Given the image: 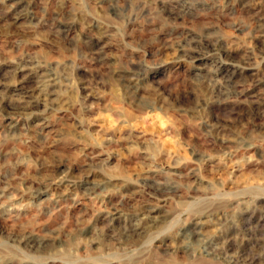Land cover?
Wrapping results in <instances>:
<instances>
[{"label": "rangeland", "instance_id": "1", "mask_svg": "<svg viewBox=\"0 0 264 264\" xmlns=\"http://www.w3.org/2000/svg\"><path fill=\"white\" fill-rule=\"evenodd\" d=\"M0 264H264V0H0Z\"/></svg>", "mask_w": 264, "mask_h": 264}, {"label": "bare ground", "instance_id": "2", "mask_svg": "<svg viewBox=\"0 0 264 264\" xmlns=\"http://www.w3.org/2000/svg\"><path fill=\"white\" fill-rule=\"evenodd\" d=\"M240 259H236V261H239Z\"/></svg>", "mask_w": 264, "mask_h": 264}]
</instances>
